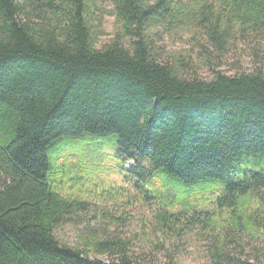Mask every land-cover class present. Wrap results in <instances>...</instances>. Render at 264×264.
Instances as JSON below:
<instances>
[{
	"label": "trees",
	"instance_id": "1",
	"mask_svg": "<svg viewBox=\"0 0 264 264\" xmlns=\"http://www.w3.org/2000/svg\"><path fill=\"white\" fill-rule=\"evenodd\" d=\"M89 1L0 0V264H154L115 231L97 238L86 226L83 247L58 239L62 220L86 208L63 185L79 182L78 192L104 185L96 175L104 168L86 158L89 151L75 159L68 150L75 138L107 140L119 169L132 160L126 173L144 198L160 200L159 222L181 221L191 195L203 201V191H215V207L201 222L219 224L222 234L208 257L264 264L263 68L215 71L205 80L186 59L171 63L149 37L177 0H110L118 30L96 48ZM195 29L207 63L236 30L264 37V0H221L218 7L205 0Z\"/></svg>",
	"mask_w": 264,
	"mask_h": 264
},
{
	"label": "rangeland",
	"instance_id": "2",
	"mask_svg": "<svg viewBox=\"0 0 264 264\" xmlns=\"http://www.w3.org/2000/svg\"><path fill=\"white\" fill-rule=\"evenodd\" d=\"M203 1L205 0H177L171 4L172 8L165 11L163 17L150 29L152 33L149 38L153 42L156 41V45H161L158 50L164 51L173 64L177 60L186 59L188 64L185 67L188 69L191 66L192 69L189 71L205 80H209L215 71L231 75L241 71H252L257 66L264 70V37H259L249 32L250 30L242 32L243 35L241 31H234L231 41L226 44L225 52L221 56H217L216 52L207 63L203 62L199 57V44L203 43L204 39L195 29L198 6ZM208 1L215 7L221 2ZM86 20L92 43L96 48L107 44L118 30L110 0L89 1ZM239 36L246 40L238 39ZM123 43L128 47L127 42ZM210 51V47L209 49L203 47V54ZM107 143L105 139L78 142L75 138L68 141V150L75 159L83 158L87 150L90 156L86 158L104 168L103 172L96 174H101L97 178H101L104 185L100 183L96 187L81 186L79 192L77 191L79 182L72 185L71 189L67 188L70 183L63 185L61 192L66 196L72 194L84 200L86 208L62 220L56 228L58 239L69 245L83 247L84 228L93 226L97 238H101L104 232L115 231V234H119L125 242L128 241L134 254L154 264H213L207 251L222 231L216 229L219 228V224L214 228L209 224L204 225L201 221L206 219L204 212L212 211L215 207V191H203V201L200 195H191L189 197L191 207L181 212L183 215L181 221L159 222L156 211L161 205L160 200L143 197L140 193L142 190L134 185V178L126 173V169L133 165V161L126 159L123 169H119L113 150ZM84 144L94 145L84 148ZM71 170L77 173L79 168L73 167ZM84 171L87 173L86 169ZM108 186L109 189L106 191ZM165 204L170 210H183L179 204L174 207L169 206L167 202ZM200 210H203V214L198 213ZM115 234L114 236H117ZM161 247L164 251L159 249ZM258 247L263 254L261 259L264 260V245L260 242ZM246 252V256L252 255L251 246H246ZM92 256L103 260L107 258L101 254Z\"/></svg>",
	"mask_w": 264,
	"mask_h": 264
}]
</instances>
